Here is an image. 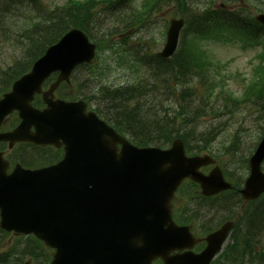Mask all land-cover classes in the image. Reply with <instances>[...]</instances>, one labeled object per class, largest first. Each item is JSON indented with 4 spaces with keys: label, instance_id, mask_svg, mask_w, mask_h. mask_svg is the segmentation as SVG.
Returning a JSON list of instances; mask_svg holds the SVG:
<instances>
[{
    "label": "rangeland",
    "instance_id": "rangeland-1",
    "mask_svg": "<svg viewBox=\"0 0 264 264\" xmlns=\"http://www.w3.org/2000/svg\"><path fill=\"white\" fill-rule=\"evenodd\" d=\"M48 4L54 3L58 4L59 6L62 5V3L65 0H45ZM251 3H257L259 0H248ZM261 9L264 10V0H261ZM169 9H174V6H170ZM166 17H169L168 15ZM158 23L161 24V20H157ZM162 38H163V27L161 25L156 24H150L148 28H142L134 31V34L132 35V40L135 39H141L142 43L139 44L137 48L132 49V52L139 51L140 55L142 54V50H146V47H150L148 49V54H156L159 52L162 46ZM205 48L209 51V54L217 61L228 62V68H227V74L229 75V86L230 89L236 93L239 94L240 88L236 84L238 78H233V75L236 73V71L244 74H247L249 71V61L252 60L254 55L258 53V49L251 50V51H244L241 50L238 46H227V45H221L218 43H206ZM145 71L150 73L149 69H144ZM125 73L121 70L113 71L111 73L110 81L112 82V86H120L125 84L126 81H129L130 79L124 76ZM84 77V72H79L76 74V78L80 79ZM232 77V78H231ZM92 92V89H90ZM208 124V123H207ZM247 135H251L249 130L246 128ZM250 139V140H249ZM249 141L252 142L251 137H249ZM249 141L245 144L244 147L241 148V152H246V149L250 147ZM219 142V141H217ZM10 242L14 240V237L11 236L8 239ZM26 261V259L23 260V263Z\"/></svg>",
    "mask_w": 264,
    "mask_h": 264
},
{
    "label": "trees",
    "instance_id": "trees-1",
    "mask_svg": "<svg viewBox=\"0 0 264 264\" xmlns=\"http://www.w3.org/2000/svg\"><path fill=\"white\" fill-rule=\"evenodd\" d=\"M55 19L56 17H50L45 24L37 25L32 30L33 32H36L35 34H31L28 40V51L31 56H33L32 58L43 51V45L51 43L53 35L61 33V31L58 30L60 26L64 28L69 24L67 15H63L61 19ZM54 24L56 25L54 26ZM17 72L20 73L22 71L21 69H18ZM1 81H3L2 78H0V83H2ZM5 87L6 86L3 85L1 89L3 90ZM111 96H113L112 102L114 103V108H110L109 113L113 114L114 110L118 113L119 116L116 120L122 127L143 132V135L150 140H159L160 136L164 133L165 134L163 136H165L172 128L171 121L168 122V120L155 113H146V117L142 114L138 115L137 107H134L129 102V100L137 96L134 92L128 93L130 98L125 101H121L120 97H116L117 95L115 93L111 94ZM260 97H264V87L260 91ZM255 219L257 221L260 220L261 214H257Z\"/></svg>",
    "mask_w": 264,
    "mask_h": 264
},
{
    "label": "bare ground",
    "instance_id": "bare-ground-1",
    "mask_svg": "<svg viewBox=\"0 0 264 264\" xmlns=\"http://www.w3.org/2000/svg\"><path fill=\"white\" fill-rule=\"evenodd\" d=\"M15 1L18 2L19 0H15ZM61 28H62V26H60L58 30H60ZM260 99H261V98H260Z\"/></svg>",
    "mask_w": 264,
    "mask_h": 264
},
{
    "label": "water",
    "instance_id": "water-1",
    "mask_svg": "<svg viewBox=\"0 0 264 264\" xmlns=\"http://www.w3.org/2000/svg\"><path fill=\"white\" fill-rule=\"evenodd\" d=\"M254 178H257V177L255 176ZM257 190H258V188H257ZM259 190H260V188H259Z\"/></svg>",
    "mask_w": 264,
    "mask_h": 264
}]
</instances>
